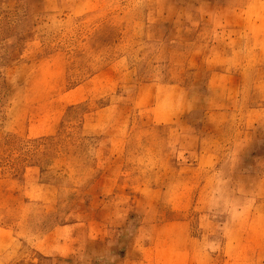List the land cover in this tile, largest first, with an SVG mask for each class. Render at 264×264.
I'll list each match as a JSON object with an SVG mask.
<instances>
[{"label":"rangeland","instance_id":"374dc122","mask_svg":"<svg viewBox=\"0 0 264 264\" xmlns=\"http://www.w3.org/2000/svg\"><path fill=\"white\" fill-rule=\"evenodd\" d=\"M0 264H264V0H0Z\"/></svg>","mask_w":264,"mask_h":264}]
</instances>
